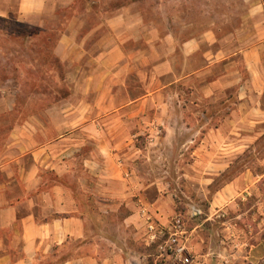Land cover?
<instances>
[{"label": "crops", "instance_id": "1", "mask_svg": "<svg viewBox=\"0 0 264 264\" xmlns=\"http://www.w3.org/2000/svg\"><path fill=\"white\" fill-rule=\"evenodd\" d=\"M54 1L0 17L40 25L74 0ZM246 1L226 45L121 13L87 20L88 50L69 20L55 55L81 93L24 121L0 96V264H161L146 214L183 217L193 264L264 262V0Z\"/></svg>", "mask_w": 264, "mask_h": 264}, {"label": "rangeland", "instance_id": "2", "mask_svg": "<svg viewBox=\"0 0 264 264\" xmlns=\"http://www.w3.org/2000/svg\"><path fill=\"white\" fill-rule=\"evenodd\" d=\"M55 1L60 4L59 0ZM91 1L96 3L98 10ZM77 4L76 9L71 11H63L64 8L61 7L53 14H46L41 17L42 19L38 18L45 21L41 24L42 28L50 27L57 31L55 44L58 35L65 32L69 20L74 16L85 20L80 24L83 32V28L87 30L91 25L87 22L89 18L94 22L92 25H95L92 28L99 29L105 19L122 13L141 15L149 26L161 32L175 34L181 41L211 33L226 45L232 40L230 37L235 32L243 27L245 30L244 21L249 10L246 0H81ZM34 23L19 21L15 15L9 19L0 17V29L8 31L4 33L6 36L0 34V40L11 46L10 51L0 48V71L3 67L9 69L7 74L0 72V96L5 97L3 108L12 104L14 110L19 112V116L21 115L19 121H24L27 112L37 114L42 110L47 111L65 105L72 95L81 93L80 88L75 90L73 84L75 79L80 78L83 82L84 78V72L74 70L75 64H78L76 61L57 63L55 55L50 60L46 57L42 58L37 47L32 48L36 40L26 33L30 32L32 27H37ZM85 34L86 31L83 32V36L81 35L83 44L90 50L96 39L100 37L101 30L97 33L99 36L91 38ZM46 48L44 47L45 51L48 50ZM30 50H35V55ZM37 51L39 54H36ZM84 62L86 63V60L81 61ZM29 72H33L35 76L30 75ZM242 74L243 77H247L245 72ZM0 121V126H3L9 122V119ZM162 157L168 160L175 158V152L162 151ZM230 264H264V262L252 263L239 258Z\"/></svg>", "mask_w": 264, "mask_h": 264}, {"label": "built area", "instance_id": "3", "mask_svg": "<svg viewBox=\"0 0 264 264\" xmlns=\"http://www.w3.org/2000/svg\"><path fill=\"white\" fill-rule=\"evenodd\" d=\"M147 223L150 244H158L163 258L161 264H193L194 257L188 247V239L182 216H175L168 226L156 223L148 214Z\"/></svg>", "mask_w": 264, "mask_h": 264}, {"label": "trees", "instance_id": "4", "mask_svg": "<svg viewBox=\"0 0 264 264\" xmlns=\"http://www.w3.org/2000/svg\"><path fill=\"white\" fill-rule=\"evenodd\" d=\"M79 1H81V0H74L72 2V4L69 5L67 8H64L65 10L63 9V11H66V10L67 11H71L73 9H76V7H77L76 5H78L77 3ZM91 4L93 6L96 5V3L92 2V1H91ZM95 8L98 10L99 7L95 6ZM89 20H91V18H89ZM44 22L45 21L43 20V23ZM61 22H62V19H61ZM43 23H41V24H43ZM41 24L40 25H36L37 27H32V29H30L31 31L26 33V34L29 35V37L31 36L33 39H35L36 42L38 41L37 43L35 42V45H33L32 48L33 47H37V49L41 52V57L42 58L46 57V59L50 60L53 57V55H55V47L57 46V43H58L59 38H60L61 35L60 34L58 35V38H57L56 44H55L54 43V39L56 37L57 31H55V29H52L50 27L42 28ZM58 29H60V28H58ZM5 32H8V31L6 29H5V31L2 28L0 29L1 36H6V34H4ZM83 32L85 33V31H83ZM2 42H3V40H0V48L2 47V49H5V50L7 49V50L10 51V49H11L10 47L11 46L9 45V43H5L4 44ZM24 42L26 44V40L25 39H24ZM44 47H47L46 49H48V50L45 51ZM34 51H31V52L34 53ZM39 51H37L36 54H39L38 53ZM34 55H35V53H34ZM56 61H57V63H59V59L56 58ZM1 71L5 72L6 74L9 73V69L6 68V67L5 68L3 67ZM32 71H34V70H32ZM29 74L35 76L33 72H29Z\"/></svg>", "mask_w": 264, "mask_h": 264}]
</instances>
